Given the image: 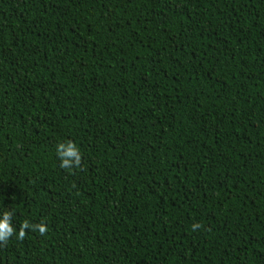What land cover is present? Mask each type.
I'll return each mask as SVG.
<instances>
[{
  "label": "trees",
  "instance_id": "obj_1",
  "mask_svg": "<svg viewBox=\"0 0 264 264\" xmlns=\"http://www.w3.org/2000/svg\"><path fill=\"white\" fill-rule=\"evenodd\" d=\"M5 212L0 264H264V0H0Z\"/></svg>",
  "mask_w": 264,
  "mask_h": 264
},
{
  "label": "clouds",
  "instance_id": "obj_2",
  "mask_svg": "<svg viewBox=\"0 0 264 264\" xmlns=\"http://www.w3.org/2000/svg\"><path fill=\"white\" fill-rule=\"evenodd\" d=\"M58 154L62 158V166L69 167L73 162L71 158H75V162L78 163L80 159V155L78 149L71 143L67 146L64 144H60L58 146ZM27 226V225H25ZM41 232L44 231V228L41 227ZM12 234V227L10 226L8 213L5 212L2 217H0V240H6L9 235Z\"/></svg>",
  "mask_w": 264,
  "mask_h": 264
}]
</instances>
